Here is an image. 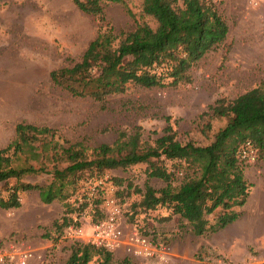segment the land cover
Masks as SVG:
<instances>
[{"label":"rangeland","instance_id":"1","mask_svg":"<svg viewBox=\"0 0 264 264\" xmlns=\"http://www.w3.org/2000/svg\"><path fill=\"white\" fill-rule=\"evenodd\" d=\"M142 1L126 0L133 17L121 4H107L101 20L83 13L73 0H0V128L7 134L0 136V148L17 142L16 125L32 127L23 129L26 143L21 155L43 170L24 181L48 184L53 171L67 165L62 150L71 144H81L87 159L100 145H113L120 134L139 133L142 146H152L163 134L166 118L177 141L205 146L227 120L213 117L208 106L222 97L233 100L264 79V0L257 4L256 0H212L228 25L227 39L190 69V83L150 89L128 85L125 93L97 102L74 98L50 82L49 73L77 62L99 30L112 28L118 35L132 31L138 23L154 28V21L142 15ZM243 166L251 186L250 205L243 208V256L232 260L209 244L217 233L196 237L178 216L165 220L168 213L163 208L140 212L135 221L150 233L152 243L171 254L168 264H218V260L264 264V210H258L253 196L257 189L264 190V157L256 156ZM167 168L175 173L172 186H178L184 172L177 173L169 162ZM146 169V164H137L104 174L114 185L125 231L133 227L130 205L140 199L134 190L143 192L146 184L154 189L166 186L161 180L148 179ZM82 184L68 187L71 201ZM20 201L19 209H0V251L29 249L37 255L29 264H66L75 242L53 223L63 217L67 200L43 204L37 192H27ZM66 213L67 217L78 214ZM83 215L78 219L87 228L93 218ZM216 215L208 217L210 224ZM123 258L121 251L114 253V260Z\"/></svg>","mask_w":264,"mask_h":264},{"label":"trees","instance_id":"2","mask_svg":"<svg viewBox=\"0 0 264 264\" xmlns=\"http://www.w3.org/2000/svg\"><path fill=\"white\" fill-rule=\"evenodd\" d=\"M73 2L83 13L101 20L107 4H121L130 17L134 16L127 9L126 0ZM142 15L151 18L156 26L138 23L132 31L118 35L112 28L99 30L77 62L49 73L50 82L74 98L97 102L125 93L128 85L146 89L176 87L190 83V69L222 45L229 31L212 0H143ZM208 110L213 117L227 120L205 146L177 141L170 120L166 118L163 134L152 146L143 147L139 133L129 137L120 134L113 145H100L95 148L93 158L87 159L81 144L69 145L62 150L67 165L53 171L46 185L24 181L25 177L38 175L43 170L34 168L22 157V144L26 143L23 129L32 127L18 124L15 130L19 141L0 148V209H19L21 194L37 192L43 204L67 200L63 217L53 223L57 231L80 226L81 214L97 222L104 217L100 199L79 202L83 197V184L112 170L146 164L147 178L161 180L166 186L154 189L146 184L143 192L134 190L140 199L130 205L133 210L130 223L140 235L149 237L150 233L138 225L136 216L157 208L168 213L165 220L178 216L185 221L193 236L218 233L241 217L240 209L249 197L251 186L245 180L239 149L250 142L256 149V156L264 157V79L233 100L216 99ZM167 162L177 173L184 172L176 187L172 186L175 173L169 172ZM113 181L122 183L121 179L113 178ZM78 182L83 184L78 186L71 201L67 189ZM66 212L78 214L67 217ZM216 213L214 223L210 224L208 217ZM132 263L128 257L114 260L113 252L79 242L71 246L66 261V264Z\"/></svg>","mask_w":264,"mask_h":264},{"label":"built area","instance_id":"3","mask_svg":"<svg viewBox=\"0 0 264 264\" xmlns=\"http://www.w3.org/2000/svg\"><path fill=\"white\" fill-rule=\"evenodd\" d=\"M254 3L257 4V0ZM238 157L244 163L253 162L256 149L250 142H246L239 149ZM110 183L107 176L86 183L79 202L85 200L91 203L99 198L104 217L97 222H91L87 228L81 226V221L80 226H69L65 229L66 236L74 242L90 244L113 253L121 251L124 257L139 261L140 264H168L169 257L172 256L165 248L152 243L149 237L140 235L134 227L125 231L121 224L122 210L113 194L114 185ZM35 258L37 255L29 249L0 251V264H29ZM218 264H224V260H218Z\"/></svg>","mask_w":264,"mask_h":264},{"label":"crops","instance_id":"4","mask_svg":"<svg viewBox=\"0 0 264 264\" xmlns=\"http://www.w3.org/2000/svg\"><path fill=\"white\" fill-rule=\"evenodd\" d=\"M0 128V136L6 137V130ZM4 131V132H2ZM252 196V195H251ZM253 196H255L256 201H258V210H264V190L257 189ZM249 200V201H248ZM250 193L247 199L246 205H250ZM244 206V207H245ZM240 210L242 212L241 217L233 224L227 226L225 229L217 233L216 238L214 237L209 241L213 246L217 247L219 250L227 254L232 260H237L239 257L243 256V241L246 242V238H243V208ZM257 236H255L256 238ZM223 241V244H222Z\"/></svg>","mask_w":264,"mask_h":264}]
</instances>
